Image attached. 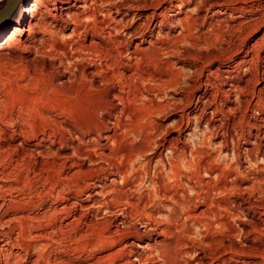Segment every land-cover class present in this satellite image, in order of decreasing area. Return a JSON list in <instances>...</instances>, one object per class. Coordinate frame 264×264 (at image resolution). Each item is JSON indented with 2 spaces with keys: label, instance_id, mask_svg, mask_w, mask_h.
Masks as SVG:
<instances>
[{
  "label": "rangeland",
  "instance_id": "1",
  "mask_svg": "<svg viewBox=\"0 0 264 264\" xmlns=\"http://www.w3.org/2000/svg\"><path fill=\"white\" fill-rule=\"evenodd\" d=\"M32 1L30 0V3ZM153 1L154 3L156 1L155 7L151 6ZM40 2V9L43 12L45 10L46 18L41 20L38 17L39 19L35 18L30 22L33 36L29 35L30 32H28L26 24L8 44L0 48V100H3L0 109L8 119H16L21 114L20 110L23 109L26 121L25 124L18 123L13 129H9L6 125L0 127V133H2L0 134V187L23 189L19 193H12L14 199H8L5 195L7 211L3 214V221H12L13 224L10 229L6 228L4 232H0V248H8L9 252L20 256L23 255L20 248L14 245L10 247L9 241L15 242L18 238H27L31 235L38 238L39 244L49 245L58 240L64 241L65 234L71 233L68 239L77 241L76 247L69 248L67 251L46 252L41 264H81L84 256L87 255L88 248L98 242L102 246L91 258L89 264H130L133 259H138L143 264L150 253L142 252L141 248L136 246L137 244H148L158 251L168 252L170 240L163 236H157L141 242L135 236L123 234L117 238V234L120 232L117 222L97 224L93 214L86 212L85 209L102 202L95 196L96 192L104 189L112 190L110 183L103 182L106 179L110 180L111 174L103 168L90 167V164L101 160V156L103 157L104 154L112 153L110 144L116 140L118 132L111 126L104 127L109 123H107L109 119L115 122L119 118V121L124 125L121 131H127L129 128L143 129L147 127L149 133L160 135L164 130L163 122L159 118L150 119V117L158 116L166 105L155 100H152L151 103L140 104L138 95L141 94L135 91L124 90L123 92L121 84L119 87H114V92L119 93L122 99L124 97V102L123 100L122 103L116 101L118 108L112 111L110 118L102 120V123L93 120V107L101 96L102 98L106 96L105 91L108 87L103 86L101 79H99L100 81L92 80L89 76L84 77V74L81 76V73L95 72L96 67L84 68L80 67L78 63L77 70L81 83L74 89H68L65 84L67 80L71 79V71L58 74L55 70V64L58 62H53L49 57L60 54L75 55L78 62L81 59L87 60L88 53H92L96 57H109L105 51L102 53L103 49L115 40L120 45L122 37L118 35L115 40L103 37L107 34L104 32L106 24L103 22V17H96L97 23L92 25V27L94 26L91 31L92 36L81 23L80 27L75 26V17L72 16V13H76V3L73 0H56L55 2L40 0ZM180 2L181 0H161V2L149 0L146 3L149 5H146V13L144 10H140L141 5L140 8L134 7L126 14L124 12L113 13V22H121V26L124 25L122 27L126 32L123 23H127L128 19L131 20L132 15L135 17V22L131 25L132 29L138 24L144 25L143 29L140 26L141 32L144 30L143 38L135 37L131 45L126 48L129 53L134 51L133 54H135V58L137 57L136 61L141 63L131 69L122 65L119 72H124L127 77L129 74V78L136 72V74H140L139 77L142 80L144 78L145 82H155L156 92L162 93L164 89L179 83L184 69L191 68L194 64L202 66L207 63L206 59L201 58L172 60L166 65L167 75H157L152 70V64L160 59L161 54L166 55L167 52L173 50L180 39L195 31L197 33L195 38L203 40L207 44H219L221 40L231 41L233 58L225 62L213 59V62L204 68L196 89L190 96L185 97L189 107L185 109L183 118L173 114L171 119H183V123L187 126L191 122V118L203 109L205 101H209L212 105L210 111L214 109L217 112V116L211 124V127L215 128L220 123L221 114L227 109L235 107L231 102H226V94L231 89H247L251 92V103L244 108L243 122L240 124V133L244 140L243 147L251 150L253 141H255L260 145L261 155H264V42L262 43V40L264 41V21L258 26L251 25L258 18L257 14L260 11L264 13V0H251L248 4L242 3V0H206L205 6L197 15H190L189 9L196 7L198 0H183V7L178 8L177 5ZM46 6H49L50 10L46 11ZM235 6L240 9L234 10ZM67 7H69L67 19H70L68 25L62 23V19L59 18L60 10L66 11ZM242 9L245 11L242 12ZM90 10L92 11L90 12ZM20 11L22 10L20 9ZM152 11L154 12L152 13ZM64 13L62 14L64 15ZM88 13L91 16H93L92 14L96 15L95 9L94 13L93 9H89ZM122 15H128V18L123 19ZM170 17L181 21V25L171 29L167 27L174 22ZM100 18L101 22L98 21ZM41 21L46 24L48 33H50L47 37L44 36L41 29V31H37L39 28L37 23ZM16 23L15 18L0 23V43L13 31ZM64 26L65 28H63ZM95 26L97 27L95 28ZM97 29L101 33L100 37L96 34ZM140 30L137 32L139 33ZM158 34L165 36L166 40L158 41L156 39ZM107 35L111 36V33ZM60 36H75L78 39L74 43L65 45L59 41ZM41 39H45L44 44L40 43ZM96 42L97 44H95ZM255 44L256 46H254ZM99 45L102 46L98 47ZM90 48H93L97 53L101 52L100 56ZM118 49L125 51V46ZM67 63L70 64L71 61L69 60ZM241 64L255 65L257 81L248 77L244 80L233 79L227 84L221 83L226 74L235 73L238 65ZM65 66L61 65L60 67L63 69ZM79 70L82 72L80 73ZM109 71L112 72V67ZM211 73L216 75L212 76ZM136 74L132 77H136ZM97 86L100 88L96 89ZM97 90H103L104 93L100 92V95ZM176 98L181 97L177 96ZM120 110L124 113L123 115L119 112ZM255 113L258 115H254ZM39 115L45 116L51 123L49 124ZM49 117L51 118L49 119ZM104 121L105 124H103ZM55 123H58L59 126ZM235 123L230 118L225 125L230 136L234 134L233 125ZM29 124L32 125L30 129ZM63 126L68 127V130L64 131L66 127L63 128ZM98 128L100 130H95ZM32 133L34 134L32 135ZM69 133L79 136V139H73ZM113 135L114 137H112ZM152 138L156 139V136ZM178 139L182 141L183 136L178 138L175 134H169L165 137L167 145L175 144L180 148L182 155L186 154L187 150L182 143L178 142ZM121 140H123V136H121ZM73 151L88 158L81 161L72 156ZM47 152L49 153L47 154ZM121 152L118 154L121 155ZM97 153L104 154L98 155ZM129 153L131 152L129 151ZM193 157L199 162L197 163L198 169L203 168L210 175L219 176L221 179L215 185H211L207 177L204 179L197 177L196 182L204 203L190 202L185 218L189 220V223L194 222L199 226L208 223L209 216L216 215L219 217L217 222L232 232L234 226L230 223V217L238 215L242 211L247 222L238 221V223L240 228L247 233V237L244 241L245 246L235 243L229 245L226 241L221 240L209 241L212 248L208 250V254L200 252L197 260L192 264H264V206L242 201L238 197H227L226 195L214 197L213 192L226 194L233 187L228 182L232 174L226 172L223 167L215 168L212 165L213 157L207 152L197 151L193 153ZM112 158H116V156L113 157V153ZM37 184L43 185L42 190L36 187ZM237 186L250 185L247 181H243L239 182ZM169 194H174L173 197L177 195V193ZM26 197L28 199L25 203ZM87 197H91V199L89 200ZM117 198L115 195L111 197L114 202L120 203ZM128 203L129 206L134 205V207L130 206L132 215H139L142 209L148 211V214L154 215L146 198L133 199ZM258 225L262 227L260 228ZM174 231L177 232L174 248H190V243L186 242L183 235L179 234L180 230L174 229ZM187 231L188 234H191L190 228ZM102 237H111L112 239L102 240ZM60 246L65 247L64 244ZM36 260L37 257L29 251L23 264H36ZM0 264H6V262H0Z\"/></svg>",
  "mask_w": 264,
  "mask_h": 264
},
{
  "label": "clouds",
  "instance_id": "2",
  "mask_svg": "<svg viewBox=\"0 0 264 264\" xmlns=\"http://www.w3.org/2000/svg\"><path fill=\"white\" fill-rule=\"evenodd\" d=\"M147 0H85L83 5L85 12L89 9H95V16H86L81 24L89 31H92V25L97 23L96 17H103V22L106 24V33H111V36L104 35L105 39H115L118 35L122 37L121 44L125 46V51L117 56L96 57L92 53H88V59H81L79 62L75 59V55L60 54L59 56H50L49 59L55 64V70L58 74H63L71 71V79L66 81L65 87L74 89L81 83L78 76L77 64L80 67H96L103 69L101 72L97 70L92 75L100 77L104 81L106 75H110L106 65H112V71L119 73L120 66L126 65L129 69L136 67L135 54L126 51V48L131 45L132 40L139 36L143 38V32L129 33L121 26V22H113V13L124 12L125 14L136 6L146 3ZM251 0H242V3L248 4ZM12 5L11 12L5 19L15 18L17 21L23 15L20 9L22 8V0H0V15L4 10ZM206 4V0H198L196 7L189 9L190 15H197L202 7ZM178 8L183 7V0L177 5ZM245 11L242 9V12ZM174 22L167 27L175 28L181 25V21L170 17ZM135 22V17L127 22V26H131ZM37 31H41L37 28ZM50 33L44 32L47 37ZM97 35H101L96 30ZM30 36L33 33L30 31ZM197 33L193 31L191 35L184 36L175 45L173 50L167 52L166 55L161 54L160 59L152 64V70L157 75H167L166 65L172 60H186L196 58L206 59L207 63L202 66L194 64L191 68L183 70L179 83L175 86L166 88L162 93L156 92L155 82H145L139 76L131 78H123L117 80H108L103 84L105 88L117 87L123 85L122 90L135 91L140 93V104L144 102L151 103L155 100L166 107L158 114V116L150 117V119L159 118L164 124L163 133H149L148 128L134 129L129 128L127 131H121L124 125L122 122H113L109 119V123L104 127H113L117 130L118 135L115 141L110 144V150L113 157L121 151L131 152V158L125 156L120 159L102 158L90 164V167L103 168L111 174L110 180L103 182L110 183L111 189H104L95 193L102 201L100 204L92 205L91 208L85 209L86 212L92 213L97 224H107L108 222H117L120 232L119 235H129L137 237L141 242L145 239L163 236L170 240L168 244V252L158 251L148 244H137L142 252L150 253L143 264H192L197 260L200 252L208 254V250L212 248L209 241L221 240L226 241L229 245L235 243L245 246L244 241L247 233L240 228L238 221L247 222V218L241 211L238 215L230 217V223L234 226V230L229 232L227 227L217 222L219 217L216 215L207 218L208 223L197 226L194 222L189 223L185 218L186 209L190 202L204 203L197 177L204 179L207 177L209 184L215 185L221 178L219 176L210 175L203 168L198 169L197 160L193 157V153L204 151L212 157V165L215 168L223 167L226 172L231 173V178L228 180L233 187L226 194L215 193L213 196L226 195L227 197H238L242 201H249L251 204L264 206V155L259 151L260 145L253 141L251 150L243 147L244 140L240 133V124L243 122L244 108L251 103V92L247 89L238 90L231 89L226 94V102H231L235 105L233 108L227 109L221 114V120L217 127H211V124L217 116L216 110H211V102L205 101L203 109L191 118V122L185 126L183 119H171L173 114L183 118L184 111L189 104L186 103L185 97H188L198 86L200 76L203 74L204 68L208 67L213 62V59L225 62L233 58L232 43L229 40H221L219 44H207L203 40H197ZM78 38L75 36H60L59 41L65 45L74 43ZM158 41L166 40L165 36L157 35ZM41 44L45 43V39L40 40ZM71 52V49H69ZM71 61L68 64V61ZM61 65H66L61 69ZM215 76V73H211ZM256 69L254 64L238 65L235 73L225 75L221 83H229L233 79L244 80L248 77L255 79ZM179 96L181 98L177 99ZM151 98V99H150ZM117 101L120 97L115 98ZM3 105V100H0V106ZM20 115L16 119H8L3 110L0 109V127L7 126L13 129L18 123L25 124L23 109L20 110ZM124 113L121 112V115ZM254 115H258L255 113ZM92 116L95 120L101 121L105 118H110L111 113L108 108L97 107L94 109ZM51 117H49L50 119ZM62 118V117H61ZM236 123L233 125V135H229L225 125L229 119ZM146 123V122H145ZM29 129L31 125H28ZM67 131V129H64ZM2 134V133H0ZM23 134V133H22ZM169 134H175L179 138L183 136V140L179 143L187 150L186 154H181L180 148L175 144L167 145L165 137ZM73 139L78 140L79 136L69 133ZM123 136V140H121ZM156 136V139L152 137ZM222 137V138H221ZM219 138V139H218ZM218 141V142H214ZM64 146L63 144L61 145ZM73 157H77L83 161L87 156H81L76 151L72 153ZM15 179V177H13ZM247 181L250 186L238 187L239 182ZM38 189L43 188L42 184H37ZM23 189H4L0 187V232H4L6 228H11L12 221H3V214L7 211V200L14 199L13 192L19 193ZM35 191V189H33ZM63 191V189H62ZM169 193H177L175 197ZM117 196L122 203L114 202L111 197ZM147 199L154 213L151 217L141 215H132L128 201L133 199ZM25 198V203L27 202ZM91 199V197H87ZM191 229V234H188V229ZM174 229H179V234L183 235L184 240L190 243L191 247L187 249H175L174 242L177 237V232ZM71 233L65 234L64 241H56L49 245L38 243V238L29 235L27 238H18L15 242L9 241V246L20 248L23 255L17 256L8 251V248H0V262L6 264H23L28 252L31 251L36 257V264H41L44 260L46 252L52 251H67L69 248H74L77 241L68 239ZM111 240V237L101 238ZM64 244L65 247L60 245ZM102 246L101 243H96L89 247L87 255L84 256L81 264H89L91 258ZM83 255V253H81ZM130 264H141L138 259H133Z\"/></svg>",
  "mask_w": 264,
  "mask_h": 264
},
{
  "label": "bare ground",
  "instance_id": "3",
  "mask_svg": "<svg viewBox=\"0 0 264 264\" xmlns=\"http://www.w3.org/2000/svg\"><path fill=\"white\" fill-rule=\"evenodd\" d=\"M53 2H55L56 0H52ZM71 1V0H70ZM75 3H76V13L74 12V13H72V16L73 17H75L74 18V25L75 26H79V24L81 23V21L83 20V19H85L86 18V16H89L88 14V12H89V10L87 11V12H85V9H84V7H83V5L85 4V0H73ZM149 0H147V2H148ZM158 1V0H157ZM164 1V0H163ZM89 2H90V0H89ZM146 2V3H147ZM152 2V1H151ZM159 2H161V0H159ZM43 3V2H42ZM63 3V2H62ZM146 3H143L142 5H141V8H140V6H136L137 8H140V10L142 11V10H144V13H146L145 12V10H146ZM153 3H154V1H153ZM153 3H151V6H156L155 5V3H156V1H155V3L153 4ZM181 3V2H180ZM153 4V5H152ZM171 4H173V3H171ZM22 8H21V10H22V13H23V15L18 19V21H17V23H16V25H15V27H14V29H13V31H11V33L4 39V41L3 42H1L0 43V48H2V46H5V44H8V42L9 41H11L12 39H13V37L16 35V33L17 32H19V30L21 29V27L23 28V27H25V25L27 24V27H28V32H30V31H32L31 29V26H30V22L33 20V19H35V18H40L41 20H44L45 18H46V16H45V10H44V12L40 9V7H41V2H40V0H33L32 1V3H30V0H22ZM159 5V4H158ZM157 5V6H158ZM161 5V4H160ZM58 6V5H57ZM147 6H149V5H147ZM57 8V7H56ZM68 8V9H67ZM67 8H65V10L66 11H62V10H60V16H59V18H61L62 20H61V22L62 23H64V24H66V25H68L69 24V21H70V19H67V15L69 14V7H67ZM169 8V7H168ZM234 8V7H233ZM46 11H48V10H50V8H49V6L47 7L46 6ZM153 9H155V8H153ZM240 8H238V7H236L235 6V8H234V10H239ZM92 10H90V12H91ZM96 11V10H95ZM134 11V10H133ZM136 11V10H135ZM63 12H65L64 13V15L62 14ZM154 11H152V13H153ZM167 12V11H166ZM53 13V12H52ZM56 13V12H55ZM93 13H94V9H93ZM162 13H163V11H162ZM92 14V13H91ZM157 14H159V13H157ZM51 15V14H50ZM53 15V14H52ZM59 15V14H58ZM93 16L95 15V14H92ZM146 15H148V14H146ZM257 15H259L258 16V18L256 19V20H254L252 23H251V25L254 27V26H258V25H260V24H262L263 23V21H264V13L262 12V11H260ZM70 16V15H69ZM133 17H134V15H132ZM151 16V15H150ZM149 16V17H150ZM163 16H165V15H163ZM54 17V16H53ZM98 17V16H97ZM28 18V19H27ZM38 18V19H39ZM51 18V17H50ZM83 18V19H82ZM122 18L123 19H126V18H128V15H122ZM132 18V17H131ZM165 18V17H164ZM73 19V18H72ZM133 19V18H132ZM163 19V18H162ZM161 19V20H162ZM251 19V18H250ZM255 19V18H254ZM7 20H9V19H3V20H0V23H2V22H4V21H7ZM113 20V19H112ZM130 19H128V21H129ZM164 20V19H163ZM162 20V21H163ZM253 20V19H252ZM251 20V21H252ZM73 21V20H72ZM72 21H71V23H72ZM98 21H100L101 22V18L100 19H98ZM114 21V20H113ZM127 21V22H128ZM144 21V20H143ZM146 21H148V20H146ZM45 22V21H44ZM137 22V21H136ZM164 22V21H163ZM55 23V22H54ZM143 23V22H142ZM147 23V22H146ZM150 22H148L147 24H149ZM38 24V26H39V29H41L42 31L41 32H43V34H44V32H48V30H47V28H46V24H44L42 21L41 22H39V23H37ZM123 24H125V27H126V30H127V32H129V33H136L137 31H139L140 29H141V27L142 26H144L143 24H141V25H139L138 24V26H136V27H134V29H132V26H127V23L125 22V23H123ZM145 24V23H144ZM48 25V24H47ZM61 25H63V24H61ZM73 25V26H74ZM82 25V24H81ZM80 25V26H81ZM104 25V24H103ZM160 25V24H159ZM79 26V27H80ZM84 26V25H83ZM101 26V25H100ZM99 26V27H100ZM105 27H106V25H104ZM122 26H124V25H122ZM141 26V27H140ZM149 26V25H148ZM147 26V27H148ZM240 26H242L241 24H240ZM94 27V26H93ZM92 27V28H93ZM97 26H95V28H96ZM102 27V26H101ZM146 27V26H145ZM239 27V26H238ZM63 28H65V26L63 27ZM73 28V27H72ZM71 28V29H72ZM86 28V27H85ZM85 28H83V29H85ZM76 29V28H75ZM77 29H79V28H77ZM101 29V28H100ZM104 29V28H103ZM142 29H143V27H142ZM141 29V30H142ZM98 30V29H97ZM141 30H140V32H141ZM100 31H102V30H100ZM76 32V31H75ZM105 32V31H104ZM139 32V33H140ZM143 32H144V30H143ZM90 33H91V36H92V32L90 31ZM138 33V32H137ZM73 34V33H72ZM108 34V33H107ZM106 34V35H107ZM110 35V34H109ZM99 36V35H98ZM100 37V36H99ZM102 37V36H101ZM104 37V36H103ZM103 39V38H102ZM99 40V39H98ZM111 40V39H110ZM115 40V39H114ZM141 40V39H140ZM116 41L117 40H115V41H112V44L111 45H108V47L110 46V48L108 49V47H106L105 49H103V52L102 53H104V51L109 55V57L110 56H117V55H120L121 53H123L124 51H122L121 49H118V48H123V47H119L120 45H122V44H118V42L116 43ZM91 42V41H90ZM89 42V43H90ZM92 42H94V41H92ZM91 42V43H92ZM106 42H108V41H106ZM264 41L262 40V43H263ZM95 44H97V42L95 43ZM94 45V44H93ZM119 45V46H118ZM258 45V44H257ZM260 45H262V44H260ZM7 46V45H6ZM102 46V45H101ZM100 45L98 46V47H101ZM105 46V45H104ZM103 46V47H104ZM107 46V45H106ZM254 46H256V44L254 45ZM253 46V47H254ZM259 46V45H258ZM90 47H91V44H90ZM96 47H97V45H96ZM95 47V48H96ZM136 48V47H135ZM91 49V48H90ZM91 50H94L93 48L91 49ZM101 50V49H100ZM136 50V49H135ZM95 51V50H94ZM102 51V50H101ZM137 51V50H136ZM96 52V51H95ZM105 53V54H106ZM113 53H114V55H113ZM133 53H135L134 51H133ZM95 54H101V52H99V53H95ZM104 55V54H103ZM100 56V55H99ZM107 56V55H106ZM102 57V56H101ZM104 57V56H103ZM137 58V57H136ZM138 58H139V56H138ZM140 59V58H139ZM138 60V59H137ZM139 63H141L140 61H139ZM109 65V66H108ZM106 67L108 68V69H110L111 67H112V65L111 64H108ZM122 66V65H121ZM120 66V67H121ZM126 66V65H125ZM139 66H140V64H139ZM141 67V66H140ZM136 68V67H135ZM134 68V69H135ZM138 68V67H137ZM97 69V68H96ZM98 70V69H97ZM96 70V71H97ZM80 71V73L82 72L81 70H79ZM83 71H84V69H83ZM85 71H87V70H85ZM95 71V72H96ZM99 71H101V72H103L104 70L103 69H101V70H99ZM136 71V70H135ZM140 71V70H139ZM110 72V71H109ZM133 72V71H132ZM79 73V72H78ZM94 72H92V71H90V72H82L81 73V76H83V74H84V77H87V76H89V77H91L92 78V80H99L100 79V77H93V74ZM134 73V72H133ZM133 73H131V74H133ZM135 74H136V72H135ZM134 74V75H135ZM134 75H132V76H134ZM137 76H139L138 74H136ZM131 76V77H132ZM144 77V76H143ZM123 78H129V74H128V77H127V75L126 74H124V72L123 73H121V72H119V73H115V71H112L111 72V74L110 75H106L105 77H104V81L102 82L103 84L104 83H106L108 80H113V79H123ZM141 78V77H140ZM146 78V77H145ZM87 79V78H86ZM142 79V78H141ZM143 80H144V78H143ZM100 81V80H99ZM114 81V80H113ZM145 81V80H144ZM254 81H257V78H255L254 79ZM101 87H102V84H101ZM119 87V86H118ZM99 89L100 87H96V89ZM123 88V86L121 85V89ZM117 89V88H116ZM97 91H99V90H97ZM123 92H124V90H122ZM121 91V92H122ZM127 91V90H126ZM100 92H102V94L104 93V91L103 90H101V91H99V93ZM120 92V91H119ZM132 94H133V92H131ZM135 93V92H134ZM105 94H106V96L105 97H103L102 98V96H101V98H100V100L95 104V106L93 107V111H94V109L95 108H97V107H101V108H108V110H109V112L110 113H112V111L114 110V109H117L118 108V104L116 103V97H120V102L122 103V100L124 99V97H123V99H122V96L119 94V93H115L114 92V87H111V86H109L108 87V89H107V91H105ZM100 95H101V93H100ZM126 95H129V94H126ZM125 95V96H126ZM138 95V94H137ZM135 96V95H134ZM128 97V96H127ZM138 97H139V95H138ZM134 98H136V97H134ZM128 99V98H127ZM130 99V98H129ZM125 100H126V98H125ZM123 102H124V100H123ZM124 104V103H123ZM123 104H121V105H123ZM123 107V106H122ZM38 110V109H37ZM119 112H121V110L119 111ZM44 114V113H43ZM112 115V114H111ZM40 116V118H42V119H45L46 120V122H48V118H46L45 116H43V115H39ZM111 117V116H110ZM107 119V118H106ZM36 120V119H35ZM93 120H94V118H93ZM104 120V119H103ZM115 120V119H114ZM92 121V120H91ZM96 121H98V120H96ZM35 122V121H34ZM33 122V123H34ZM99 122V121H98ZM109 121H107V123H108ZM49 123V122H48ZM47 123V124H48ZM51 123V122H50ZM49 123V124H50ZM54 123V122H53ZM94 123V122H93ZM102 123V122H101ZM106 122L104 121V123L103 124H105ZM31 124V123H30ZM35 125H36V123H34ZM56 124V123H55ZM58 124V123H57ZM56 124V125H57ZM68 124V123H67ZM66 124V125H67ZM35 125H33V127L35 126ZM84 125V124H83ZM96 125V124H95ZM58 126H59V124H58ZM70 126V125H69ZM82 126V125H81ZM102 126V125H101ZM31 127H32V125H31ZM66 127V126H65ZM64 126H63V128H65ZM98 127V126H97ZM35 128V127H34ZM68 127H66V129H67ZM78 128V127H77ZM82 128V127H81ZM91 128H94V127H91ZM102 128V127H101ZM71 129V128H70ZM80 129V128H79ZM103 129V128H102ZM33 130V129H32ZM68 130V129H67ZM95 130H100L99 128L98 129H95ZM71 131V130H70ZM83 131V130H82ZM33 132V131H32ZM36 132H37V130H36ZM99 132V131H98ZM101 132V131H100ZM99 132V133H100ZM82 133V132H81ZM97 133V132H96ZM31 134V133H30ZM34 133H32V135H33ZM37 134V133H36ZM29 135V134H28ZM100 136V135H99ZM112 137H114V135L112 136ZM112 139V138H111ZM113 140H114V138H113ZM49 152H47V154H48ZM122 153V152H121ZM98 154V153H97ZM100 155H103V154H101V153H99ZM98 154V155H99ZM118 156H116V158H113V159H120V158H122V157H125V156H127V157H129V158H131V153H122L121 155H119V154H117ZM104 158H112V153H107V154H104V156H103ZM102 156H101V158H103ZM199 163V162H198ZM201 166H202V164H201ZM198 167V166H197ZM200 167V166H199ZM104 170V169H103ZM97 186V185H96ZM101 186V185H100ZM204 189V188H203ZM172 194V193H171ZM174 195V194H173ZM172 195V196H173ZM96 196V195H95ZM117 197V196H116ZM207 198V197H206ZM118 199V198H117ZM213 201V200H212ZM122 201H120V203H121ZM130 206H133L134 207V205H130ZM137 206V205H136ZM142 206V205H141ZM251 206V205H250ZM254 206V205H253ZM145 207V206H144ZM143 207V208H144ZM249 207V206H248ZM132 208V207H131ZM247 208V207H246ZM135 209V208H134ZM133 209V210H134ZM138 209V208H137ZM137 209H135V210H137ZM148 209V208H147ZM133 210H132V212H133ZM250 210H251V208H250ZM139 211V210H138ZM140 212V211H139ZM148 212V211H147ZM146 211H145V209H142L141 210V212H140V214L137 212V214H139V215H143V216H145V217H151L152 215L149 213H147ZM255 212V211H254ZM257 212H258V210H257ZM259 213V212H258ZM132 214V213H131ZM134 214V213H133ZM260 214H261V212H260ZM136 215V214H135ZM255 215V214H254ZM259 220V219H258ZM262 221V220H261ZM255 223V222H254ZM258 223V222H257ZM261 225V224H260ZM263 225V224H262ZM259 226V225H258ZM257 226V227H258ZM251 227H253L254 228V226H251ZM260 227V226H259ZM262 227V226H261ZM260 227V228H261ZM259 229V228H258ZM254 229H252V231H253ZM263 230V229H262ZM262 230H258L259 232H261ZM255 231V230H254ZM257 231V232H258ZM135 252V251H134Z\"/></svg>",
  "mask_w": 264,
  "mask_h": 264
},
{
  "label": "water",
  "instance_id": "4",
  "mask_svg": "<svg viewBox=\"0 0 264 264\" xmlns=\"http://www.w3.org/2000/svg\"><path fill=\"white\" fill-rule=\"evenodd\" d=\"M11 10H12V5L9 4V7L6 10H4L2 15H0V20L5 19V17L8 15L9 12H11Z\"/></svg>",
  "mask_w": 264,
  "mask_h": 264
}]
</instances>
